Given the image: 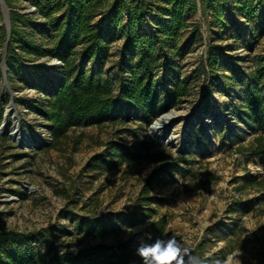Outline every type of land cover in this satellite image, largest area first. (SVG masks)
Segmentation results:
<instances>
[{
  "label": "rangeland",
  "instance_id": "374dc122",
  "mask_svg": "<svg viewBox=\"0 0 264 264\" xmlns=\"http://www.w3.org/2000/svg\"><path fill=\"white\" fill-rule=\"evenodd\" d=\"M12 6L34 17L28 30L41 41L47 19L28 0H12ZM262 16L248 22L235 10L219 28L200 7L192 16L200 24V41L177 53L175 67L158 87L159 106H167L165 111L146 116L123 104L101 123L74 127L59 149L48 148L51 129L40 111L62 80L64 63L51 64L58 59L49 56L23 58L18 68H8L9 87L0 70V238L14 231L46 253L56 245L70 250L101 240L111 243L117 235L141 241L152 234L157 221L133 214L142 210L138 196L143 178L159 167L149 161L112 167L104 154L105 142H114L185 158L178 168L159 175L145 202L155 220L166 218L160 239L175 238L205 261L240 250L243 264H256L264 255V162L239 148L249 147L262 133L255 112L246 105L247 73L254 58L264 54V32L258 26ZM151 18L147 16L145 30L151 29ZM108 46L110 57L103 68L90 61L86 65L102 78L117 80L120 38ZM211 46L243 68V81L233 63L222 68L230 77L212 81L203 70ZM181 79L189 80L190 94L171 103L170 94ZM165 114L172 117L158 138L152 124ZM17 125L28 133L20 141L10 133ZM89 219L108 224L110 234L101 238L89 233ZM19 241L23 245L22 237Z\"/></svg>",
  "mask_w": 264,
  "mask_h": 264
},
{
  "label": "trees",
  "instance_id": "16d2710c",
  "mask_svg": "<svg viewBox=\"0 0 264 264\" xmlns=\"http://www.w3.org/2000/svg\"><path fill=\"white\" fill-rule=\"evenodd\" d=\"M28 1L41 17L47 19L48 29L42 40H37L34 33L28 30L34 17L13 9L12 0H5L11 19L6 62L10 71L22 65L23 58L49 56L64 63L63 78L40 111L51 129L49 149H59L74 127L84 122L101 123L123 104L137 108L146 116L165 111L167 106H159L158 87L166 81L167 71L175 67L177 53L188 52L192 44L200 41V24L192 20L200 7L219 28L226 25L235 10H239L248 22L256 20L262 13L258 26L264 32V0ZM229 7L231 12H228ZM149 15L152 16L153 25L145 30L144 24ZM185 31L189 32V36L184 38ZM116 36L121 40L119 76L117 80L102 78L88 68L86 62L99 64L103 68L110 57L108 45ZM6 39L0 5V62ZM125 58L127 61L122 64ZM230 63H233L237 77L243 81V68L216 46L210 47L203 70L211 74L212 81L219 77L222 82L230 77L225 73L226 68L222 69L223 65L226 67ZM220 71H223V76L218 75ZM247 75L250 96L246 105L255 112L256 125L262 133L254 137L249 147L241 146L239 151L260 155L264 162V54L254 58ZM189 83L188 79H181L177 83L170 94L171 103H177L190 94ZM144 143L147 146L148 142ZM105 145L104 159L112 167H120L123 163L133 166L144 161L156 163L159 167L143 178L138 196L142 210L133 214L157 221L158 228L141 240L151 244L162 235L166 218L161 216L155 220L149 204L145 202L159 175L172 167L178 168L185 158L174 157L167 151L140 149L132 144L105 142ZM199 187L203 188L204 185ZM87 221V230L94 236L105 238L110 234L108 224L102 226L91 219ZM20 237L24 239L23 245ZM141 241L117 235L111 243L101 240L70 250H62L56 245L46 253H39L28 238L9 231L0 238V264H143L136 254ZM6 242H9V246ZM256 264H264V255L258 258Z\"/></svg>",
  "mask_w": 264,
  "mask_h": 264
},
{
  "label": "clouds",
  "instance_id": "9594fccd",
  "mask_svg": "<svg viewBox=\"0 0 264 264\" xmlns=\"http://www.w3.org/2000/svg\"><path fill=\"white\" fill-rule=\"evenodd\" d=\"M136 254L143 264H243L240 250H233L223 258L205 261L191 254L190 249L175 238H157L151 244L141 241Z\"/></svg>",
  "mask_w": 264,
  "mask_h": 264
},
{
  "label": "water",
  "instance_id": "95a60500",
  "mask_svg": "<svg viewBox=\"0 0 264 264\" xmlns=\"http://www.w3.org/2000/svg\"><path fill=\"white\" fill-rule=\"evenodd\" d=\"M198 3H199V1H198ZM0 5H1V12H2V16H3V22L5 24L6 33H7V39H6V42H5L3 50H2V59L0 62V70L2 72L4 85L9 87V85H8V65L6 62V56H7V51H8V42H9L10 34H11L10 9L7 6L5 0H0ZM32 9L36 10L35 7H32ZM58 63H60L59 60H53L51 64H58ZM11 93L14 94L13 91H11ZM16 131H19L21 136H28V133L25 132L23 129H21L19 127V125H17Z\"/></svg>",
  "mask_w": 264,
  "mask_h": 264
},
{
  "label": "bare ground",
  "instance_id": "6f19581e",
  "mask_svg": "<svg viewBox=\"0 0 264 264\" xmlns=\"http://www.w3.org/2000/svg\"><path fill=\"white\" fill-rule=\"evenodd\" d=\"M171 117L172 114H165L152 124V132L156 135V137L160 138L164 135L163 128L168 124ZM10 133L17 141H20L21 134L19 131L16 132L14 129H12ZM22 141L25 143L26 140L23 139Z\"/></svg>",
  "mask_w": 264,
  "mask_h": 264
}]
</instances>
